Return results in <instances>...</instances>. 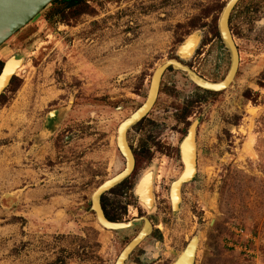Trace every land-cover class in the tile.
Segmentation results:
<instances>
[{
  "label": "rangeland",
  "instance_id": "obj_1",
  "mask_svg": "<svg viewBox=\"0 0 264 264\" xmlns=\"http://www.w3.org/2000/svg\"><path fill=\"white\" fill-rule=\"evenodd\" d=\"M84 1L50 3L0 45L1 60L22 59L0 95V264H114L143 227L131 191L112 197L116 220L131 226H102L91 205L98 184L125 166L119 124L192 32L202 38L185 64L211 81L230 67L218 30L227 0ZM229 22L239 54L232 83L204 89L169 67L154 106L129 130L135 144L176 148L198 120L197 173L177 210L168 191L183 163L161 147L155 162L138 159L130 180L136 187L157 173L169 216L155 220L159 249L150 237L124 264H173L194 236V264H264V0H240ZM65 106L48 132V112Z\"/></svg>",
  "mask_w": 264,
  "mask_h": 264
},
{
  "label": "water",
  "instance_id": "obj_2",
  "mask_svg": "<svg viewBox=\"0 0 264 264\" xmlns=\"http://www.w3.org/2000/svg\"><path fill=\"white\" fill-rule=\"evenodd\" d=\"M53 0H0V44L4 43L10 36L23 28L33 17L46 8ZM238 0H227L218 19V30L224 46L230 53V67L225 77L220 81L208 80L190 66L183 62L195 52L200 44L202 35L200 32L194 31L188 35L177 49L176 58H170L161 63L153 72L150 80L148 94L145 101L129 116H127L118 126L117 145L121 153L126 159V166L123 171L117 175L107 179L92 193L91 205L95 211L98 222L110 229H120L131 226L133 221L124 222L111 220L106 217L102 205L101 195L104 191L110 189L114 185L121 182L124 178L130 175L134 168V154L127 140V131L131 129L138 121H140L152 109L158 96L161 78L169 67L181 69L187 73L189 78L198 86L208 90H221L228 87L234 80L239 64L238 48L234 41L232 31L230 29L229 18L231 11ZM14 58L13 62H10ZM22 62L21 58L11 56L4 62L0 71V95L4 89L10 84L15 73L16 67ZM67 106L61 107L48 112L46 120L48 122V132L55 129L62 120ZM198 120H194L186 134L180 142V155L184 163V168L181 174L171 182L170 198L174 210L178 209L181 201V187L184 183L192 181L197 173V134ZM186 145L190 151H186ZM152 176L151 172L147 171L143 174L140 182L135 187V193L140 198V201L151 209L153 200L152 196ZM147 187L145 192L139 191V186ZM149 192V193H147ZM149 195V196H148ZM144 197L146 199H144ZM148 198V201H147ZM151 223L147 217H144V225L139 233L123 248L117 257L114 264H124L132 251L140 244V242L150 234ZM198 245V236L190 239L184 250L179 254L173 264H194L196 248Z\"/></svg>",
  "mask_w": 264,
  "mask_h": 264
},
{
  "label": "flooded vegetation",
  "instance_id": "obj_3",
  "mask_svg": "<svg viewBox=\"0 0 264 264\" xmlns=\"http://www.w3.org/2000/svg\"><path fill=\"white\" fill-rule=\"evenodd\" d=\"M239 1L240 0H238V2ZM237 3L235 4V6L237 5ZM234 7H233V9H234ZM4 62L5 61H3V64L1 66V68L4 65ZM0 71H1V69H0ZM129 130L130 129H128V131H127V140L129 139L128 138V136L130 134ZM128 143H129V145H130V147H131V149L133 151V154H134V159H135L134 168H133V170H132V172L130 173L129 176H127L121 182H119L118 184L114 185L113 187H111L110 189H108V190H106V191H104L102 193V195H101V205H102V208H103V211H104L106 217L112 220V217H117V215H118V213L116 214V212L114 210L115 209L114 208V200L112 199L113 195L116 194V195L122 197L123 195H126L128 193V191H131L133 193L135 199L137 200V203L140 206V211H138L135 214L139 218V220L136 223H141V227H142L144 225V217H147L150 220V223H151V232H150V234L148 236H146L144 238V240H142L141 242L145 241L146 239H148L150 237H153L154 238L153 245H154V247L156 249H159L158 248V240L154 236H155V234H157L156 228L159 227L160 229H162V226H161L162 225V221H160V224H157L155 222V220H158L160 218V216L162 217V219L167 218L169 216V214L166 211H162L163 208L161 209L158 206L159 205V202H158V193H159V188L158 187L159 186L157 185V173H155L154 171H152V173H151V176H152V181H151V183H152V196H153V200H152V204H151V209L153 211H149L148 207L146 205H144L140 201V198L135 193L134 182L132 180H130V178H133L132 175L134 173V170L137 167V162H138V159L139 158H144V160H146V162H149V163L150 162L153 163V162L156 161V158H155L156 156H154V147H161V148H163L164 151L168 152L170 155L171 154H175L176 160L179 161V162L181 161L183 163L182 158H181V155H180V146H179L180 144L178 143L176 145V148H172L170 146L169 142H165L164 140H162L161 142H158L156 144L157 146H154V147H152L150 145L151 142L146 143V142L142 141V143H141V141H140L139 144H137V143L135 144V142L133 143V142H130L128 140ZM160 144H163V145H160ZM169 154L167 156L166 155L165 156L168 157V158H170V155ZM125 166H126V163H125ZM125 166L123 167V169L121 171L124 170ZM183 168H184V163H183ZM155 171L158 172V169L157 170L155 169ZM106 180H104L103 182H105ZM140 180L141 179L138 180L137 184L140 182ZM103 182H101L100 184H98L97 187H99ZM170 185H169V187H170ZM183 185H182V187H183ZM182 187H181V192H182ZM169 192H170V189L168 191V200H169V204H170V209L172 211V202H171V199H170V196H169ZM147 193H149V192H147ZM108 195H111V196L110 197H107ZM124 204L125 205H128L126 202H124ZM165 208L166 207H164V209ZM143 249H145V248H143Z\"/></svg>",
  "mask_w": 264,
  "mask_h": 264
},
{
  "label": "trees",
  "instance_id": "obj_4",
  "mask_svg": "<svg viewBox=\"0 0 264 264\" xmlns=\"http://www.w3.org/2000/svg\"><path fill=\"white\" fill-rule=\"evenodd\" d=\"M57 1H60V0H53L51 3L53 2H57ZM61 3L65 4L66 7H74V6H86L85 4V1L84 0H61ZM3 64V61L0 60V69H1V66ZM117 217H112V220H116Z\"/></svg>",
  "mask_w": 264,
  "mask_h": 264
}]
</instances>
